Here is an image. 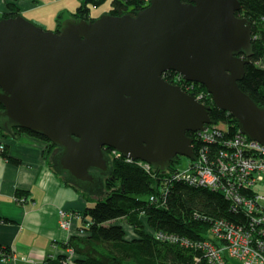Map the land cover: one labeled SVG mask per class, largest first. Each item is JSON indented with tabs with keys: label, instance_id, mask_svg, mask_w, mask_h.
Masks as SVG:
<instances>
[{
	"label": "water",
	"instance_id": "95a60500",
	"mask_svg": "<svg viewBox=\"0 0 264 264\" xmlns=\"http://www.w3.org/2000/svg\"><path fill=\"white\" fill-rule=\"evenodd\" d=\"M238 9L237 0H149L134 15L66 18L57 32L1 18L0 129L43 135L59 148L53 171L100 192L103 147L162 170L175 156L195 159L186 132L211 124L210 106L163 79L174 70L264 145V106L238 85L252 53Z\"/></svg>",
	"mask_w": 264,
	"mask_h": 264
},
{
	"label": "trees",
	"instance_id": "16d2710c",
	"mask_svg": "<svg viewBox=\"0 0 264 264\" xmlns=\"http://www.w3.org/2000/svg\"><path fill=\"white\" fill-rule=\"evenodd\" d=\"M6 11L0 16L15 17L20 14L16 2L4 0ZM105 0H79L78 6L70 17L76 19L94 20L90 16L91 7H98ZM149 0H110V8L105 13L110 15H134L137 10L145 8ZM239 9L236 15L251 23L252 53L246 63L245 73L238 82L239 88L260 106H264V68L259 65L264 58V0H237ZM97 18V17H96ZM64 16L58 13L55 17L59 29ZM169 83L180 86L185 91L189 84L174 70L162 75ZM197 93L203 94L204 104L209 105L208 113L212 124H227V133L235 132L238 123L228 112L213 105L211 96L204 86L194 82L192 87ZM192 96L191 92L185 91ZM0 104V108H1ZM4 137L20 133L33 135L45 141L47 163L51 165L53 156L59 152L54 143L43 135L23 128H12L11 132H3ZM196 132H186L195 138ZM195 147L203 145L194 140ZM3 144V143H2ZM4 145V144H3ZM5 148V146H4ZM207 156L212 158L217 152V146H210ZM109 174L104 176L103 196L93 199L89 193L82 194L86 198V207L80 213L81 225L79 235H74L68 241L61 242L63 252L55 257H47L42 264H213L209 262L202 249L194 246H184L170 239V236L180 237L194 243L205 241L211 234L210 229L216 221L226 220L235 225H242L245 213L242 209H233L229 201L218 191L202 186H193L179 179L175 174L180 170L178 164L181 156H175L165 169L145 167L143 162L125 158L121 153L111 154L112 148H106ZM210 150V153H208ZM8 161L17 163L19 160L9 155L6 150L0 151ZM65 184L76 188L65 181V175H60ZM78 188V187H77ZM22 193L18 191L17 195ZM23 203L25 198H16ZM91 202H93L91 204ZM2 220V219H1ZM6 220V219H4ZM208 235V236H207ZM193 242V243H192ZM68 248L73 255L66 260ZM13 251L9 245H0V259L12 257ZM223 264H238L226 260Z\"/></svg>",
	"mask_w": 264,
	"mask_h": 264
},
{
	"label": "crops",
	"instance_id": "0c3cea01",
	"mask_svg": "<svg viewBox=\"0 0 264 264\" xmlns=\"http://www.w3.org/2000/svg\"><path fill=\"white\" fill-rule=\"evenodd\" d=\"M66 1L51 0L47 5ZM16 4L24 18L36 24L35 20L46 22L36 17L42 16L40 12L44 10L39 8L43 5L39 0H18ZM78 4L79 0L74 6ZM4 11L6 2L0 0V16ZM58 11L53 21L58 13H67L65 19L74 12L69 6H60ZM54 24L56 26L55 21ZM259 65L264 68V58ZM0 143L9 155L19 160L17 163L8 161L0 153V245H9L13 251V256L0 259V264H34L58 256L64 250L61 242L80 233L79 212L87 205L85 195L79 188L65 184L60 174L47 163L43 152L45 141L26 133L6 138L0 132ZM18 191L22 194L17 195ZM18 197L25 198L23 203L17 202ZM59 209L72 212L68 230L59 225Z\"/></svg>",
	"mask_w": 264,
	"mask_h": 264
},
{
	"label": "built area",
	"instance_id": "2783aa9c",
	"mask_svg": "<svg viewBox=\"0 0 264 264\" xmlns=\"http://www.w3.org/2000/svg\"><path fill=\"white\" fill-rule=\"evenodd\" d=\"M193 85L194 82H189L185 91L191 92L198 102L204 104L203 94L194 91ZM227 129V124L221 126L215 123L205 130L196 131L193 142L199 140L203 147L194 150L193 146L195 159L189 160L187 168L179 170L175 176L193 186L219 191L229 201L231 208L242 209L245 213L244 224L216 221L210 229L209 238L194 241L193 244L178 236H170V239L184 246L202 249L213 264H223L228 259L241 264H264V193L256 189V186L264 183V145L248 138L238 129L231 133H227ZM210 146H217L212 158L207 156ZM3 149L4 145L0 143V151ZM113 153L120 154L115 150ZM143 163L145 167H150ZM71 213L58 210L59 225L64 230L69 228ZM67 254L66 260L69 262L73 250L68 248Z\"/></svg>",
	"mask_w": 264,
	"mask_h": 264
},
{
	"label": "rangeland",
	"instance_id": "374dc122",
	"mask_svg": "<svg viewBox=\"0 0 264 264\" xmlns=\"http://www.w3.org/2000/svg\"><path fill=\"white\" fill-rule=\"evenodd\" d=\"M50 1L51 0H39V2L41 3V5L43 4L39 8H43L44 10L40 12V14L42 16H36V17H38L40 20H44L46 22H41V21L35 20L36 22L42 24V25H40V24L37 23L39 26H41L45 30H54L55 29V27H56L55 24H54L55 19L53 21L52 18L54 17V15H56V11H58V8H60V6H69L70 11L71 10L74 11L75 10V7H76V6H74V3H77L78 0H68L66 2L58 3V5L55 4V5L48 6L47 4H50ZM109 1L110 0H105L98 7H91V11H90V14L91 15L90 16H92L94 18L102 16V14H103L102 12L105 11V10H107L109 8L108 7L109 6ZM43 6H45V8ZM58 12H61V11H58ZM62 14H63V16H65V14H67V13H62ZM31 22H33V21H31ZM33 23L36 24L35 22H33ZM55 23H56V21H55ZM192 145L194 146V150H195L196 149V147H195L196 146L195 145V141L192 143ZM111 154H113V150H112ZM189 160H188L187 157H182L181 156L180 163L178 164V168L180 170H182V171L185 170V168H187V164H188ZM256 189L261 194L264 193V183H262V185L256 186ZM80 191L81 192H84L85 194H88L89 193L91 196L94 197L93 198L94 200L95 199H98L99 197L103 196V194H104L102 189H101L100 192H98L99 190L97 191V188L95 187V185L94 186L91 185L90 187H88V190L87 189H85V190L84 189L83 190L80 189ZM92 203L93 202H91V204ZM231 261H235V260L232 259ZM236 263L241 264L239 262H236Z\"/></svg>",
	"mask_w": 264,
	"mask_h": 264
},
{
	"label": "flooded vegetation",
	"instance_id": "af4514ba",
	"mask_svg": "<svg viewBox=\"0 0 264 264\" xmlns=\"http://www.w3.org/2000/svg\"><path fill=\"white\" fill-rule=\"evenodd\" d=\"M191 138H192V137H191ZM192 139H194V138H192ZM106 148H107V147H103L105 153L107 152V149H106ZM91 172H96V171L91 170Z\"/></svg>",
	"mask_w": 264,
	"mask_h": 264
},
{
	"label": "bare ground",
	"instance_id": "6f19581e",
	"mask_svg": "<svg viewBox=\"0 0 264 264\" xmlns=\"http://www.w3.org/2000/svg\"><path fill=\"white\" fill-rule=\"evenodd\" d=\"M189 160V159H188Z\"/></svg>",
	"mask_w": 264,
	"mask_h": 264
}]
</instances>
